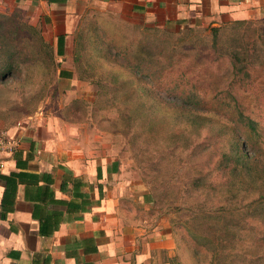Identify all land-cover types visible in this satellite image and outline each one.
<instances>
[{
  "label": "rangeland",
  "instance_id": "374dc122",
  "mask_svg": "<svg viewBox=\"0 0 264 264\" xmlns=\"http://www.w3.org/2000/svg\"><path fill=\"white\" fill-rule=\"evenodd\" d=\"M36 5L0 0V38L9 48L0 59L13 57L0 80V126L42 118L66 148L114 168L102 177L105 195L118 196L117 209L132 222L163 219L177 264H264V245L253 242L264 233L263 96L240 99L258 124L246 156L224 117L192 108L184 96L201 87L211 105L208 90L236 81L229 50L244 45L248 59L263 64L250 90L264 91V19L220 31L213 42L205 28L87 26L84 17L70 26L61 11L52 27V14L45 20ZM59 35L70 47L62 58L55 55Z\"/></svg>",
  "mask_w": 264,
  "mask_h": 264
},
{
  "label": "crops",
  "instance_id": "0c3cea01",
  "mask_svg": "<svg viewBox=\"0 0 264 264\" xmlns=\"http://www.w3.org/2000/svg\"><path fill=\"white\" fill-rule=\"evenodd\" d=\"M36 2L35 10L44 11L45 20L52 14V27L58 26L56 11L65 13L63 21L72 19L70 26L84 17L90 20L87 26L136 25L167 31L209 32L233 22L264 19V0ZM64 50L70 54L65 37L57 58L66 55ZM59 70L61 76L70 75ZM15 124L7 129L16 147L0 173V264L178 263L163 219L150 225L144 219L132 222L117 209L118 196L105 195L102 177L114 168L102 169L101 161L84 159L80 151L66 148L42 118L29 116L18 127Z\"/></svg>",
  "mask_w": 264,
  "mask_h": 264
},
{
  "label": "trees",
  "instance_id": "16d2710c",
  "mask_svg": "<svg viewBox=\"0 0 264 264\" xmlns=\"http://www.w3.org/2000/svg\"><path fill=\"white\" fill-rule=\"evenodd\" d=\"M23 1V0H16V2ZM255 24L252 21L247 22H233L229 24L230 27L223 26V28H211L209 30L211 38L214 42L217 34L220 31H227V32H235L238 28L245 27L247 28L250 25ZM28 29L37 34V31L34 28ZM225 29V30H224ZM244 31V30H243ZM238 32V31H237ZM0 56H2V52H5V46L8 48L7 43L2 42L4 39L0 38ZM6 40V39H5ZM39 42L42 44L45 49V44L39 39ZM55 54L61 55V50L63 47V37L59 36L56 39L55 43ZM246 45L244 47L232 48L228 52V61L230 66V72L236 81L234 80L233 83H228L225 88L222 89H212L208 90V93H212L211 99L213 103L208 105L201 100V95H204L206 90L198 87L200 92L193 86H190V90L184 94L186 99L191 101H187L189 106L192 108L202 111V112H209L215 111L214 113L221 115L225 118V120L233 127L236 135L235 140L238 143V155L239 156H246L245 150L247 147V143L253 141L256 142V138L258 133L256 129L258 128V124L255 120L250 118V115L245 112V106L240 101V99L245 98V96H253L254 100L259 96L262 95L264 99V91L259 89L257 92L250 90V86L254 89L255 86L258 85L256 79L259 77V72L263 69V64L259 63L257 65L253 64L247 57ZM13 62V57L11 54L8 55L7 59H0V80H3L7 77L11 72V65ZM61 70L58 71V76H61ZM63 77H69L68 75H63ZM234 86H237V89L234 90ZM247 88V89H246ZM234 90V91H233ZM226 99V101H224ZM241 99V100H242ZM215 102V103H214ZM243 130H247L250 133V136L247 137L244 135ZM254 138V139H253ZM143 200L148 203H152L153 199L151 198L150 194L146 193L143 195ZM240 213L237 214L238 220H242L240 217ZM237 221V220H236ZM236 223V222H235ZM253 242L257 245L259 244L264 245V233L262 235L255 236Z\"/></svg>",
  "mask_w": 264,
  "mask_h": 264
},
{
  "label": "built area",
  "instance_id": "2783aa9c",
  "mask_svg": "<svg viewBox=\"0 0 264 264\" xmlns=\"http://www.w3.org/2000/svg\"><path fill=\"white\" fill-rule=\"evenodd\" d=\"M20 124L16 123L18 127ZM16 147V143L9 135L8 129L0 126V173L3 172L5 161L9 158Z\"/></svg>",
  "mask_w": 264,
  "mask_h": 264
}]
</instances>
